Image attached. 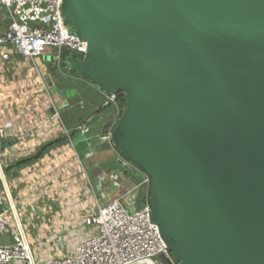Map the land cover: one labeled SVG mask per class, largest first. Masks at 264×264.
Instances as JSON below:
<instances>
[{"label": "water", "instance_id": "obj_1", "mask_svg": "<svg viewBox=\"0 0 264 264\" xmlns=\"http://www.w3.org/2000/svg\"><path fill=\"white\" fill-rule=\"evenodd\" d=\"M62 14L88 46L69 68L124 95L112 140L151 178L174 261L264 264V0H63Z\"/></svg>", "mask_w": 264, "mask_h": 264}, {"label": "built area", "instance_id": "obj_2", "mask_svg": "<svg viewBox=\"0 0 264 264\" xmlns=\"http://www.w3.org/2000/svg\"><path fill=\"white\" fill-rule=\"evenodd\" d=\"M62 6L63 0H0V7L6 10L10 19L8 29L0 34V59L9 61L14 51L22 58L36 60L47 57L49 50H56V65L59 66L62 50L66 54L74 52L85 57L87 43L81 41L64 20ZM92 86L103 97L101 110L112 108L114 111L100 141L112 147L116 153L115 172H102L95 179L88 174L76 151L71 131L64 125L51 97L32 112L36 119L43 114L37 127L12 136L0 128V236H8V243L0 244V264H144L148 261L156 264L160 260L166 264H177L161 238L158 226L152 222L151 178L125 159L114 146L112 134L123 114L119 107V94L100 91L93 83ZM45 107L49 110L48 114ZM79 109L84 110L85 104L80 103ZM83 126L80 125L77 130ZM24 143L39 149L42 166H59L58 160L61 158L64 163L73 160L85 182L92 206L84 224L94 233L80 242L71 255L47 261L37 260L26 233L28 228L15 216L16 207L9 197L5 164L8 158H14L21 152ZM48 144L57 145L43 151ZM86 145L90 149L93 143L86 141ZM68 173L67 170L65 174ZM124 173L128 174V178L137 173L141 182L123 195H111L105 199L104 191L98 193L93 185L94 180L100 190L105 186L120 191L124 188ZM129 197L132 198L130 202L127 201ZM10 213L13 214L14 225L7 219Z\"/></svg>", "mask_w": 264, "mask_h": 264}, {"label": "crops", "instance_id": "obj_3", "mask_svg": "<svg viewBox=\"0 0 264 264\" xmlns=\"http://www.w3.org/2000/svg\"><path fill=\"white\" fill-rule=\"evenodd\" d=\"M9 24L10 19L6 10L0 7V34L8 29ZM47 61V57L36 60L22 58L14 51L11 52L9 61L0 59V128L5 129L8 136L40 125L43 114L36 119L32 112L36 106L44 104L50 97L59 109L64 125L71 131L72 138L76 132L84 131L87 124L97 118L99 113L106 111L101 110L103 97L94 87L93 98L99 103V111L91 117L85 116L82 110L77 113L75 107L69 106L70 101L78 96L82 97V92L75 97L68 93L72 89L77 91V87L68 90L61 88L65 90L66 95H58L57 100L54 99L46 81L50 73L49 66L45 64ZM80 103H84V100ZM45 109L48 114V108ZM64 110H68L65 118L62 115ZM104 118L105 127L112 114ZM80 125L84 126L77 130ZM91 142L93 146L89 149L86 140L74 142L73 138L76 151L83 160L88 174L95 179L102 172L112 170L116 153L105 142L100 140ZM21 146V152L14 158H8L5 164L7 184L10 187L9 197L12 205L16 207L15 216L28 228L26 233L37 260L47 261L71 255L80 242L94 233L93 229L84 224L92 206L85 182L73 160L64 163L61 158L58 160L59 166H42L41 154L38 153L39 149L36 146L25 143ZM67 170L69 173L65 174ZM130 179L128 178L126 182H130ZM7 219L14 225L12 213ZM144 264L155 263L148 261ZM156 264L166 262L160 260Z\"/></svg>", "mask_w": 264, "mask_h": 264}, {"label": "rangeland", "instance_id": "obj_4", "mask_svg": "<svg viewBox=\"0 0 264 264\" xmlns=\"http://www.w3.org/2000/svg\"><path fill=\"white\" fill-rule=\"evenodd\" d=\"M47 62H45L46 65L49 66V75L48 78H46L47 84L49 86V90L51 91V94L53 95L54 99L57 100V96H63L65 94V90H68L72 87H77L76 89L69 90L68 93H70L71 97H75L81 93V96H78L73 101L69 102V106L75 107V112H81L79 109L80 102L84 100V104H86L85 110H82V113L85 114V116H92L93 114H97L99 111V103L98 101L95 102V98H93L94 89L92 86V83L84 78H81L76 75V73L71 70L67 64V57H69L70 54H67L65 58H62V61L60 62V65H56V50H49L47 53ZM53 65V66H52ZM55 65V66H54ZM64 88L65 90L61 89ZM75 90V91H74ZM67 92V91H66ZM75 92V93H74ZM66 95V94H65ZM67 97V96H66ZM68 100L67 98H65ZM58 102V101H57ZM59 103V102H58ZM68 113V110L63 111V117L65 118L66 114ZM110 114H114V111L112 108L107 109L105 112L99 113V116L92 121H90L87 124V128L84 131H79L74 134V142H83V141H93V140H100L102 133H103V127L106 122V119L104 117H108ZM57 144H53L52 146H55ZM103 145H105L103 143ZM51 146V147H52ZM49 147V148H51ZM113 162V161H112ZM117 171L116 165H113V168L109 172H115ZM130 179V178H129ZM130 182L128 181L127 176L122 177V182L124 184V188L120 191H116L113 187H103L101 190L98 189L96 181L93 180V185L95 189L98 191V193L104 191V198L108 199L111 195H123L126 191H128L130 188L138 185L141 182L140 176L136 173L133 175V177L130 179ZM100 190V191H99ZM145 190V189H144ZM145 192V191H144ZM131 197L127 199L128 202L131 201ZM8 243V236L2 235L0 236V244Z\"/></svg>", "mask_w": 264, "mask_h": 264}, {"label": "trees", "instance_id": "obj_5", "mask_svg": "<svg viewBox=\"0 0 264 264\" xmlns=\"http://www.w3.org/2000/svg\"><path fill=\"white\" fill-rule=\"evenodd\" d=\"M85 79V78H84ZM87 80V79H86ZM89 81V80H88ZM91 82V81H90ZM92 83V82H91ZM94 84V83H93ZM119 107H120V110H121V114L124 112L125 110V101L123 99V95L122 94H119ZM53 144H48L46 147H44L42 150L45 151L47 148H49L50 146H52ZM40 155V154H39ZM149 193H150V196H151V191H152V188L150 186V189H149Z\"/></svg>", "mask_w": 264, "mask_h": 264}]
</instances>
